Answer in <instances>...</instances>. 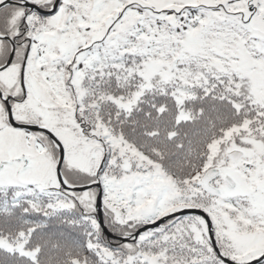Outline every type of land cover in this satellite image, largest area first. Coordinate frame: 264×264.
<instances>
[{"label": "snow or ice", "instance_id": "6c2138e0", "mask_svg": "<svg viewBox=\"0 0 264 264\" xmlns=\"http://www.w3.org/2000/svg\"><path fill=\"white\" fill-rule=\"evenodd\" d=\"M0 264H264V0H0Z\"/></svg>", "mask_w": 264, "mask_h": 264}]
</instances>
